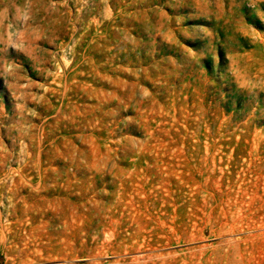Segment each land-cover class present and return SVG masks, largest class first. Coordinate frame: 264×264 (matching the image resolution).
<instances>
[{"label": "rangeland", "instance_id": "obj_1", "mask_svg": "<svg viewBox=\"0 0 264 264\" xmlns=\"http://www.w3.org/2000/svg\"><path fill=\"white\" fill-rule=\"evenodd\" d=\"M0 264H264V0H0Z\"/></svg>", "mask_w": 264, "mask_h": 264}]
</instances>
